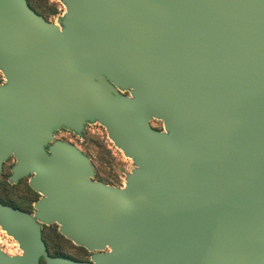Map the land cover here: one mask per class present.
<instances>
[{
  "label": "water",
  "instance_id": "95a60500",
  "mask_svg": "<svg viewBox=\"0 0 264 264\" xmlns=\"http://www.w3.org/2000/svg\"><path fill=\"white\" fill-rule=\"evenodd\" d=\"M57 24L0 0V264H264V0H59ZM162 122V128L151 121ZM87 123L132 161L123 187L54 140ZM92 252L53 256L41 225Z\"/></svg>",
  "mask_w": 264,
  "mask_h": 264
},
{
  "label": "rangeland",
  "instance_id": "374dc122",
  "mask_svg": "<svg viewBox=\"0 0 264 264\" xmlns=\"http://www.w3.org/2000/svg\"><path fill=\"white\" fill-rule=\"evenodd\" d=\"M34 9L47 21L57 24L66 9L59 0H30ZM4 77L0 72V82ZM154 128L161 129L162 122L152 120ZM77 135V134H76ZM59 140L69 142L81 150L90 159L95 170V178L106 184L123 187L125 174L132 168V161L123 155L108 138L105 128L98 123H88L82 135H70L63 131L56 133ZM9 170H6L8 175ZM6 175V176H7ZM6 176L0 177L1 183L8 187ZM42 238L51 253L59 252L65 257L76 260H86L91 252L84 247L75 245L65 238L58 230L57 224H50L43 228ZM0 249L9 255L21 254L18 244L0 228Z\"/></svg>",
  "mask_w": 264,
  "mask_h": 264
},
{
  "label": "flooded vegetation",
  "instance_id": "af4514ba",
  "mask_svg": "<svg viewBox=\"0 0 264 264\" xmlns=\"http://www.w3.org/2000/svg\"><path fill=\"white\" fill-rule=\"evenodd\" d=\"M2 82H0L1 84ZM88 123L84 126V130L86 129ZM65 132L70 135L77 136L74 132L67 130L65 128H60L54 132V140H59L55 137L58 132ZM63 141V140H62ZM86 155V154H85ZM87 156V155H86ZM88 157V156H87ZM15 163V158L10 156L3 164L2 169L0 171V177L6 176V170H9L8 175L6 176V181L8 187L1 183L0 181V203L11 206L13 208L20 209L22 211H26L29 213H33L35 211V203L42 197V195L33 189L29 184V179L33 174L20 178L16 183L10 181L11 168ZM94 169V168H93ZM95 181H100L95 178V170H94V178ZM102 182V181H101ZM104 183V182H103ZM106 184V183H105ZM109 185V184H108ZM55 224V223H53ZM45 224L41 225V233L43 234V228ZM82 247V246H80ZM92 252L88 259L80 260V261H89L91 258Z\"/></svg>",
  "mask_w": 264,
  "mask_h": 264
},
{
  "label": "trees",
  "instance_id": "16d2710c",
  "mask_svg": "<svg viewBox=\"0 0 264 264\" xmlns=\"http://www.w3.org/2000/svg\"><path fill=\"white\" fill-rule=\"evenodd\" d=\"M27 3H28V5L36 12V13H38L35 9H34V6L31 4V2H30V0H27ZM39 14V13H38ZM46 248H47V251H48V253L50 254V255H53V256H63V255H61L59 252H54V253H51L50 252V250H49V247L48 246H46ZM68 258H70V257H68ZM73 259V258H72ZM76 260V259H75ZM40 264H44V262H43V260H41V262H40Z\"/></svg>",
  "mask_w": 264,
  "mask_h": 264
}]
</instances>
